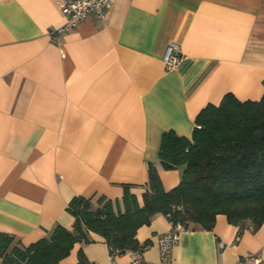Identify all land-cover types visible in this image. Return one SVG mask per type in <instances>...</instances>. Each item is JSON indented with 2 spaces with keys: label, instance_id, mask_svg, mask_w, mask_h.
<instances>
[{
  "label": "crops",
  "instance_id": "obj_1",
  "mask_svg": "<svg viewBox=\"0 0 264 264\" xmlns=\"http://www.w3.org/2000/svg\"><path fill=\"white\" fill-rule=\"evenodd\" d=\"M56 0H0V232L23 245L59 223L76 195L120 198L129 185L141 198L148 162L163 186L182 167L161 168L160 135L191 136L194 119L226 92L238 99L264 94V0H115L101 17L74 29ZM177 43L183 63L168 69L165 47ZM171 222L155 214L135 237L160 261L158 235ZM59 264H111L93 234ZM264 257V223L238 226L218 213L213 227L185 228L169 250L172 264H234ZM129 251L115 258L129 264Z\"/></svg>",
  "mask_w": 264,
  "mask_h": 264
},
{
  "label": "trees",
  "instance_id": "obj_2",
  "mask_svg": "<svg viewBox=\"0 0 264 264\" xmlns=\"http://www.w3.org/2000/svg\"><path fill=\"white\" fill-rule=\"evenodd\" d=\"M190 138L163 131L157 160L163 169L182 167L176 185L166 189L157 165L148 162L147 180L139 199L124 185L120 198L73 196L67 210L70 228L56 223L46 235L23 245L11 233L0 232V264H59L77 242L99 236L109 252L142 250L136 230L157 214L185 228L213 227L218 213L242 229L264 223V94L238 99L226 92L219 103H208L194 119ZM80 264L85 261L78 251Z\"/></svg>",
  "mask_w": 264,
  "mask_h": 264
},
{
  "label": "built area",
  "instance_id": "obj_3",
  "mask_svg": "<svg viewBox=\"0 0 264 264\" xmlns=\"http://www.w3.org/2000/svg\"><path fill=\"white\" fill-rule=\"evenodd\" d=\"M60 12L65 17V22L55 31L62 33L66 30L74 29L79 22L87 17H101L114 4L115 0H56ZM185 56L177 43H169L164 50L162 61L168 69L180 66ZM185 227L182 223H171V227L166 232L158 235V244L160 251V261L157 263L147 262L142 258V251L139 249L128 250L130 254L129 264H172L169 261L168 253L174 242L177 241L179 234ZM111 264H117L115 258L118 255L116 251L109 252ZM234 264H264V257L255 254H246L240 256Z\"/></svg>",
  "mask_w": 264,
  "mask_h": 264
}]
</instances>
